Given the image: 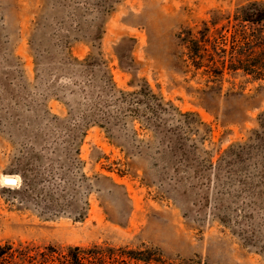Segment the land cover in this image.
I'll use <instances>...</instances> for the list:
<instances>
[{
	"label": "rangeland",
	"instance_id": "1",
	"mask_svg": "<svg viewBox=\"0 0 264 264\" xmlns=\"http://www.w3.org/2000/svg\"><path fill=\"white\" fill-rule=\"evenodd\" d=\"M255 2L264 4L0 0V246L153 249L170 264H264V138L254 140L264 80L229 71L215 80L187 68L179 39L188 30L229 36L227 19ZM68 58L93 59L95 76ZM104 72L126 93L150 85L168 108L164 130L195 150L201 173L178 168L143 118L112 130L96 122L91 94ZM241 145L251 147L243 164H219Z\"/></svg>",
	"mask_w": 264,
	"mask_h": 264
},
{
	"label": "trees",
	"instance_id": "2",
	"mask_svg": "<svg viewBox=\"0 0 264 264\" xmlns=\"http://www.w3.org/2000/svg\"><path fill=\"white\" fill-rule=\"evenodd\" d=\"M227 21L231 27H228L230 28L229 36L211 39L207 35V29L196 35L188 30L184 33L185 36L183 34L179 36L187 50L186 67L195 71L204 70L215 80L224 76L225 71L242 72L254 80H264V32L261 31L264 29V4L255 2L243 6L232 19ZM212 23L216 24L214 21ZM92 60L78 62L68 58L67 62H70L69 65L77 68L85 77H93L95 76L93 69H89L96 65ZM106 74L103 73L101 79L103 81L97 94H91V96L95 95V99L94 107L90 110L94 109L95 117L100 120L96 122L112 130L118 121L125 120L128 116L143 118L146 125L156 134H162V145H165L169 154L177 157L178 168H184L185 171L195 169L196 174L201 173L198 170L200 164L195 156V150L191 151L186 146V142L175 135L176 131L164 130L167 123L162 116L168 112V108L163 104L162 99L154 94L150 85L144 82L139 90L126 93L118 90L112 78ZM263 138L264 115L261 116L260 130L254 133V140L263 142ZM250 148L249 145H241L232 149L219 164L224 163L230 168L236 164H243ZM245 184L250 185L248 182ZM18 260L20 264H170L163 260L160 252L153 249L134 251L100 246L69 247L66 253L61 254L52 247L40 251L20 246L18 251L9 243L0 246V264H18Z\"/></svg>",
	"mask_w": 264,
	"mask_h": 264
},
{
	"label": "water",
	"instance_id": "3",
	"mask_svg": "<svg viewBox=\"0 0 264 264\" xmlns=\"http://www.w3.org/2000/svg\"><path fill=\"white\" fill-rule=\"evenodd\" d=\"M5 184H9V185H11V184H14V181H13V180H6V181H5Z\"/></svg>",
	"mask_w": 264,
	"mask_h": 264
},
{
	"label": "bare ground",
	"instance_id": "4",
	"mask_svg": "<svg viewBox=\"0 0 264 264\" xmlns=\"http://www.w3.org/2000/svg\"><path fill=\"white\" fill-rule=\"evenodd\" d=\"M7 180V178H5V181Z\"/></svg>",
	"mask_w": 264,
	"mask_h": 264
}]
</instances>
